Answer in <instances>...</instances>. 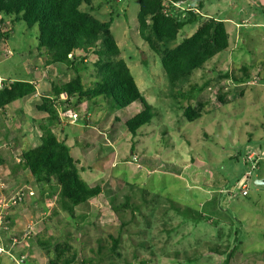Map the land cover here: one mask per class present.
<instances>
[{
  "label": "rangeland",
  "instance_id": "obj_1",
  "mask_svg": "<svg viewBox=\"0 0 264 264\" xmlns=\"http://www.w3.org/2000/svg\"><path fill=\"white\" fill-rule=\"evenodd\" d=\"M190 6L201 18L222 20L230 46L173 96L159 57L138 37V0H92V15L112 20L120 58L154 117L131 136L124 124L140 104L111 110L105 101L71 102L76 118L61 119L54 133L69 147L86 184L102 188L98 197L75 209L74 219L59 209L57 191L40 188L19 162L23 150L37 145V126L47 120L36 106L43 98L54 103V86L73 80L75 72L65 65L47 69L36 28L5 21L12 30L0 39L2 87L25 80L36 91L0 109V205L19 189L34 195L14 206L26 205L30 212L24 230L4 236L8 242L20 240L14 247L22 252L10 250L0 256V264H48L53 246L64 242L69 254L76 253V262L97 259L98 246L105 252L111 238H119L121 257L104 254L100 264H138L144 257L149 264H264V0H191ZM174 14L186 17V12ZM196 27L186 26L178 40ZM78 55L87 66L81 75L88 85L97 73V57ZM198 103L203 105L201 118L188 122L183 110ZM251 154L257 163L248 195L241 196L235 184L249 170L246 158ZM126 199L131 207L123 208ZM171 204L201 219H185L190 214L183 217ZM111 206H119L117 213ZM7 225L5 215L1 228ZM23 232L27 238L22 239ZM45 242L50 246L38 245ZM27 251L30 255L22 260ZM173 252L186 257L176 259Z\"/></svg>",
  "mask_w": 264,
  "mask_h": 264
},
{
  "label": "trees",
  "instance_id": "obj_2",
  "mask_svg": "<svg viewBox=\"0 0 264 264\" xmlns=\"http://www.w3.org/2000/svg\"><path fill=\"white\" fill-rule=\"evenodd\" d=\"M163 1L138 0L137 34L147 48L159 57L170 93L176 96L190 83L195 71L204 70L205 65L216 55L229 49L230 36L222 20L201 18L199 13L193 11H186V17L181 19L178 14H174L179 11L172 6H165ZM166 1L191 4V0ZM82 7L88 10H83ZM198 7L202 8L201 4ZM92 11V0H0V24L19 20L27 28L35 27L38 48L44 50L46 57L45 67L65 65L76 75L73 80L54 86V103L43 98L42 104L36 106V110L46 113L47 120L37 126V145L23 150L19 162L40 188L47 186L57 191L56 202L59 209L72 219L76 217L75 209L98 197L102 188L86 184L69 147L54 133L60 121H68L73 115L71 102L75 101L79 105L105 101L111 110H123L135 103L140 104V111L124 124L131 136H136L154 117L152 106L145 101L125 61L120 58L119 47L110 30L112 20L100 21L92 15ZM194 24H197L194 32L178 40L179 32ZM11 30L10 28L9 31ZM6 36L7 33H1L0 30V38ZM78 52L92 53L97 57L94 61L97 73L88 85L83 83L81 75V71H85L87 66L83 64L84 58ZM243 73L244 79H249L246 69H243ZM244 79L234 77L240 83ZM35 91V86L29 81H12L0 89V109L34 94ZM202 107L201 103L194 107L187 106L182 112L183 117L191 123L200 119ZM121 206L131 207L128 199ZM170 206L182 216L188 212L190 218L183 216L185 219H201L193 217L191 210H181L173 204ZM118 207L111 206V210L117 213ZM38 245L46 248L50 243ZM138 245L144 247L146 244L140 242ZM118 247L119 238H111V246L105 252L104 248L98 246L97 259L88 258L76 262V253L69 254L71 248L64 242L53 246V255L48 264H100V256L104 254L108 257H121ZM233 250L234 248L230 254ZM171 256L180 259L186 257V254L173 252ZM134 258L137 259L136 255ZM150 262V259L144 257L139 259L138 264Z\"/></svg>",
  "mask_w": 264,
  "mask_h": 264
},
{
  "label": "built area",
  "instance_id": "obj_3",
  "mask_svg": "<svg viewBox=\"0 0 264 264\" xmlns=\"http://www.w3.org/2000/svg\"><path fill=\"white\" fill-rule=\"evenodd\" d=\"M163 2L165 4V6H172L173 8H175L176 11H180V12L193 11L196 13L198 12L197 9L191 7L188 3H175V2H168L166 0H164ZM9 29H10V27H6V25L0 24L1 33H3L6 30H9ZM7 54L10 55L11 53L8 52ZM3 82H4V79H2L0 77V89L2 88ZM71 118H76V114H73L71 116ZM246 162L250 165L249 170H246L244 172V174L238 179V181L235 184V187L237 188V190L239 191L241 196H247L248 195L249 181L251 179L252 172L256 167L257 160L251 154V155L247 156ZM33 195L34 194L31 191L19 189L14 194H12L7 199V201H5L3 207H4V209L14 207V206L18 205L19 203H21L26 197H32ZM5 215L6 214L4 212H2L0 214V226L3 225V221L5 220ZM28 234L29 233H27V232H23L22 239L27 238ZM17 243H20V240L18 241L16 238L11 239L12 245H15ZM3 253H6V251L2 247H0V255Z\"/></svg>",
  "mask_w": 264,
  "mask_h": 264
},
{
  "label": "crops",
  "instance_id": "obj_4",
  "mask_svg": "<svg viewBox=\"0 0 264 264\" xmlns=\"http://www.w3.org/2000/svg\"><path fill=\"white\" fill-rule=\"evenodd\" d=\"M53 66V65H52ZM52 66L47 67L50 68ZM18 139H22V135L18 136ZM17 162L19 161V159H16ZM25 172H27L26 170H24ZM0 197H2V192L0 190ZM1 202V199H0ZM5 202H2V204L0 205V214L2 212H4L6 215H8L9 218V226L7 225L4 228H1L0 226V247H2L6 253L3 254H10L8 252L15 251L16 253H20L22 252V247L21 249H17L16 247H14V245L11 244V242L7 241L6 238L4 236L9 237L10 235L13 234H18L21 233V231L24 230V228L26 227L25 225V221L28 220L29 217V210L26 209V205L25 206H21V207H10V208H5L3 207ZM6 225V223H5ZM2 229V230H1ZM2 231H7L5 232V235H3ZM24 248V246H23ZM3 254H1L0 256H2ZM26 255H30V252L27 251L26 254L24 256H20V258L23 260L24 258H26Z\"/></svg>",
  "mask_w": 264,
  "mask_h": 264
}]
</instances>
